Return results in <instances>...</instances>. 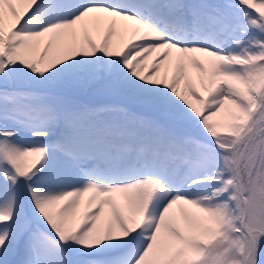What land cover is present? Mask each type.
<instances>
[{
    "label": "snow or ice",
    "instance_id": "6c2138e0",
    "mask_svg": "<svg viewBox=\"0 0 264 264\" xmlns=\"http://www.w3.org/2000/svg\"><path fill=\"white\" fill-rule=\"evenodd\" d=\"M0 264H264V0H0Z\"/></svg>",
    "mask_w": 264,
    "mask_h": 264
}]
</instances>
